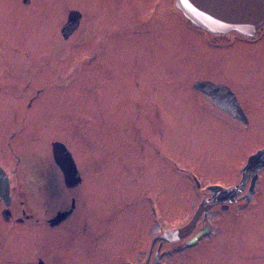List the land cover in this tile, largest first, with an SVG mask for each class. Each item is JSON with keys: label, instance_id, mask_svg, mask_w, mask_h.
I'll use <instances>...</instances> for the list:
<instances>
[{"label": "rangeland", "instance_id": "374dc122", "mask_svg": "<svg viewBox=\"0 0 264 264\" xmlns=\"http://www.w3.org/2000/svg\"><path fill=\"white\" fill-rule=\"evenodd\" d=\"M28 1L0 0L1 69L16 61L24 75L34 73L23 95L22 88L17 97L0 93V119H13L14 107L20 118L36 121L27 127L32 135L25 131L19 140L62 142L82 183L67 191L68 204L75 199L76 208L55 228L42 214L37 225L30 219L16 225V216L6 222L0 212V264L139 263L150 238L161 231L158 225L186 226L205 201L192 176L204 183L224 176L233 183L235 165L245 167L246 155L264 145V111L251 112L248 132L240 128L239 136L227 123L239 126L218 117L192 89L197 81L219 82L225 74L232 79L240 50L249 53L255 46H211V34L193 27L174 0ZM72 10L83 20L65 41L60 28ZM259 45L264 48V40ZM62 48L65 58H50ZM43 62L48 65L42 68ZM11 160L0 158V165ZM26 161L21 158V171ZM260 174L261 192L246 212L213 209L212 238L176 254L167 249L191 231L158 241L148 264L159 244L163 264H264ZM39 199L36 207L43 211ZM194 227H202L201 214ZM240 238L249 241L248 249Z\"/></svg>", "mask_w": 264, "mask_h": 264}, {"label": "flooded vegetation", "instance_id": "af4514ba", "mask_svg": "<svg viewBox=\"0 0 264 264\" xmlns=\"http://www.w3.org/2000/svg\"><path fill=\"white\" fill-rule=\"evenodd\" d=\"M82 20L83 14H81L79 26ZM72 34L66 40H68L72 36ZM211 36L212 40H210L209 42L211 46L220 47L223 45L231 47L233 44L235 45V43H242V45L245 44L247 46H255L254 50H252L251 52L247 53L244 48L241 49L240 53L237 55L238 58H240L237 61L238 66L242 65L240 64L242 62H244L245 64L249 63L251 65L250 70L245 69L246 65L239 68L237 66L234 72L235 75L232 79L230 77V74H225L222 81L220 80L219 82H213L207 80V82L224 86L230 90L239 109L245 116L246 123H243L241 121L239 122L230 115L226 114L213 103L210 96L203 95L192 88L195 92V95L200 96L203 102H205L206 104H210V106L215 109L216 113L218 112L217 116L221 115L224 118H227L228 120L236 123L239 127H234L229 121L227 125L231 128H235L236 132H238L237 134H239L240 136L242 134L238 129L242 128L243 132H248L247 130L250 123L249 115L251 114V112H256L259 110L264 111V48L259 45L264 40V27L258 29L253 38H244L233 32L222 36ZM227 41L228 45L225 44V42ZM63 51L65 50L63 49ZM64 56H67V52ZM64 56L61 58H65ZM247 58L249 59L247 60ZM13 62L14 63L11 64V68L8 70L1 69L2 66L0 65V93H12L16 94L17 97L20 96V88H22L21 95L26 92V85L30 83L28 79L34 73H31V71L29 70V76L26 74L24 75V70L19 71L18 69L20 64L16 61ZM35 72L40 73L41 71ZM28 106H30V104ZM12 111L13 119H0V132L2 130L5 132H10V134L6 137L0 135V158H12L11 161L5 162L4 164L0 165V169L6 175L9 183V205L6 206L4 201L0 199V206L3 207V209H1L0 211L1 216L6 222H9L14 216H16V218H14L12 221L16 225H24L29 219L36 224V221L41 218L42 214V217L45 219L47 224L51 228H55L61 225L63 222L67 221L76 208L75 199H71L69 204L67 199V191L73 188H67L65 186L62 173L60 169L55 166V163L53 161L52 144L60 141L55 140L52 142L51 140H49L48 142H40L39 138L31 140L29 137L19 140V136L21 135L22 137L25 131H29V135H32L31 133L33 132V129L29 128L30 130H28L27 127L30 124V126L34 128L36 126V121L28 118H20L19 111L14 107H12ZM156 134H158V131H156ZM42 143H44V150L40 145ZM263 147L264 145L261 148ZM261 148H255L253 152L248 153V155H246L245 157V161L247 162L248 158ZM156 149L157 151H159L158 145ZM21 158L27 160L26 168L24 171H21L23 167H20ZM222 159L225 158L222 157ZM180 160L181 159L179 158V161ZM243 168L244 167L239 164L235 165V167L233 168L235 180L230 184L227 183L229 181V178H227L226 180L224 176H221V178L219 179L220 181H211L206 183H204L200 177H198V179L195 176L191 177L195 190H197L201 194L202 199L208 200L212 198V187L222 188V194L220 195L221 199H219V202L215 203L206 213L201 214L202 227H200L199 230L197 229V227H194V229L191 230V235L189 237L182 239V241L177 245L172 246V249L167 250H171V253H174L182 248L186 249L182 251H193L197 248V246H199V244H201V242L205 241V238H212L214 226L213 222L208 219H210L211 212L215 208H219V210L222 212H227L229 209H233V212L237 214H241L247 211V209L255 201V198L257 199V197H259V194L261 192L260 184L262 175L260 174V172L264 171V168L260 169L254 177H252V175H249L245 178L242 174ZM25 171H27L26 174H28V176L25 174ZM181 171L185 172L183 169ZM186 176L190 178L188 174ZM80 178L81 184V174ZM25 189L28 190V195L23 192ZM37 197L43 200L41 202L45 201L43 205V211L40 208L38 209V207H36L38 205L35 201L37 200ZM30 198H32V201H30ZM154 202L157 204L156 198L153 199L152 203V206L154 205L156 207V204ZM72 205V213L66 220L55 226H51L49 224V221H51L57 215V213L70 209ZM18 212L20 213L19 216L15 214ZM154 212L156 216L155 219L157 221L159 215L155 208ZM227 221L229 222V220L225 218L224 222ZM158 226L160 230L162 228V225ZM160 232L161 231H159L158 233ZM157 234L150 238L144 260L141 259L139 263H136L132 262V260L129 259L127 264H148L149 259L151 258V249H153L154 245L158 242L156 240L153 241V238ZM240 245L242 248L248 249L249 241H247L246 238H240ZM158 246L159 247L157 248L153 256V264H163V259L165 258V250L160 247V244ZM182 251L180 250V252ZM41 263L43 264L42 261Z\"/></svg>", "mask_w": 264, "mask_h": 264}, {"label": "water", "instance_id": "95a60500", "mask_svg": "<svg viewBox=\"0 0 264 264\" xmlns=\"http://www.w3.org/2000/svg\"><path fill=\"white\" fill-rule=\"evenodd\" d=\"M27 3V0H24ZM174 5L182 15L195 28L216 35H224L235 32L243 37H251L256 31L264 26V0H174ZM81 14L72 10L69 12L66 23L61 27L62 39L66 40L79 26ZM193 88L203 95L211 97L213 103L226 114L237 121L246 123L245 116L239 109L233 94L230 90L221 85H215L207 81H197ZM53 160L61 170L64 184L67 188H74L81 182L79 172L71 153L64 144L55 142L52 144ZM264 167V148L250 156L247 165L243 168L242 174L245 177H254ZM221 192H212V198L205 200L198 207L194 219L180 229L165 232L159 237L161 241H171L185 236L193 228L194 222L200 214L207 210L221 199ZM0 199L6 206L9 205V183L6 175L0 169ZM70 209L59 212L49 221L55 226L68 218L72 213Z\"/></svg>", "mask_w": 264, "mask_h": 264}, {"label": "trees", "instance_id": "16d2710c", "mask_svg": "<svg viewBox=\"0 0 264 264\" xmlns=\"http://www.w3.org/2000/svg\"><path fill=\"white\" fill-rule=\"evenodd\" d=\"M64 55H66V52L65 51H63V49H62V52L60 51L58 54H55L54 55V57H50V58H54V59H58V58H61V57H63ZM48 64H45L44 62L42 63V68L43 67H46ZM19 71H22V70H24V67H22V66H19Z\"/></svg>", "mask_w": 264, "mask_h": 264}, {"label": "bare ground", "instance_id": "6f19581e", "mask_svg": "<svg viewBox=\"0 0 264 264\" xmlns=\"http://www.w3.org/2000/svg\"><path fill=\"white\" fill-rule=\"evenodd\" d=\"M200 245V244H199ZM198 247V246H197Z\"/></svg>", "mask_w": 264, "mask_h": 264}]
</instances>
